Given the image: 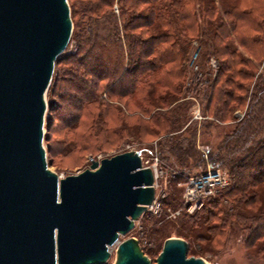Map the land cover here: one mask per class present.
<instances>
[{
  "label": "trees",
  "instance_id": "trees-1",
  "mask_svg": "<svg viewBox=\"0 0 264 264\" xmlns=\"http://www.w3.org/2000/svg\"><path fill=\"white\" fill-rule=\"evenodd\" d=\"M192 1L79 0L75 12L69 6L71 18H78L74 47L55 61L50 93H55L58 104L53 110L70 126L90 106L107 109L122 97L143 93L150 104L149 96L158 88L167 92L156 104L170 106L181 98L179 81L187 72L183 63L191 38L197 39L206 84L197 93H201L203 115L212 118L204 126L233 125L206 152L196 148L193 132L187 145L171 140L159 154L172 159V167L178 164V179L192 174L193 168L211 167L226 172L229 183L217 198L205 200L193 214L181 217L180 234L189 247L194 242L212 243L232 231L245 250L264 256V11L258 14L226 4L218 12L216 0H200L198 8ZM238 47L250 56L242 55ZM212 56L218 61L214 73L207 63ZM178 103L172 105L170 116L162 114L169 133L182 125L175 110ZM143 109L148 112V107ZM238 110H243L240 119ZM174 203L169 201L171 206ZM158 232L162 236L165 231ZM142 250L148 251L144 246Z\"/></svg>",
  "mask_w": 264,
  "mask_h": 264
},
{
  "label": "water",
  "instance_id": "water-1",
  "mask_svg": "<svg viewBox=\"0 0 264 264\" xmlns=\"http://www.w3.org/2000/svg\"><path fill=\"white\" fill-rule=\"evenodd\" d=\"M72 33L68 0H0V264H206L163 241L154 262L127 235L155 195L139 150L59 177L43 146L45 93Z\"/></svg>",
  "mask_w": 264,
  "mask_h": 264
},
{
  "label": "rangeland",
  "instance_id": "rangeland-1",
  "mask_svg": "<svg viewBox=\"0 0 264 264\" xmlns=\"http://www.w3.org/2000/svg\"><path fill=\"white\" fill-rule=\"evenodd\" d=\"M199 1L193 0L191 5L198 8ZM202 1L205 3L207 0ZM78 2L79 0H68L70 8L74 12L78 11ZM215 4L218 7V12L226 4L251 9L258 14L264 11V0H216ZM113 11L117 12L115 5ZM73 18H71V37L63 53L70 52L74 47L73 33L76 30L75 23L78 18L75 15ZM191 39L190 50L183 63L187 72L179 81L182 84V95L170 106L157 105L160 104L158 102L160 96H164V92H167L162 88H158L151 92L149 99L152 103L150 104L149 100L145 101L143 99V93L132 98L122 97L113 101V107L107 109L90 106L78 120L67 126L63 124L62 118L56 114L57 110H53L55 105L58 104L54 97L55 93H50L55 71H53L50 84L45 93L46 112L43 126V146L46 150L48 168L59 177L76 174L89 168L88 165L92 160L98 161L101 158L128 150L145 149L140 152L141 163L144 167L151 164L155 156H158V163L163 170V174L160 173L157 178L156 195L159 198V202H156L157 210L155 207L150 211L143 212L136 219L133 229L127 235L119 238V240L128 236L136 238L141 248L144 246L148 249L147 253L144 252V254L152 263L161 251L164 238L178 237L183 239L180 234L183 230H180L182 228L179 224V221L183 219L181 217L193 214L203 204L202 202L192 212L184 209L185 177L183 179H178V176L173 177L171 173L177 172L178 164L172 167L173 160L168 159L163 152L159 154V151L165 152L171 140L182 141L183 146L187 145L188 139L194 137L192 135L194 132L196 148L206 152L209 148L216 146L221 141L224 133L230 130L233 125L232 122L231 124L224 122L207 128L204 126V121L212 120V118L203 115L201 93L199 91L197 93V90L203 89L206 85L202 78L203 74L200 73V71H204L200 58L202 47L197 39H193V37ZM234 44L236 45V43ZM238 49L242 55L250 56V53L248 54L242 47H238ZM258 58L259 55H255L256 61ZM207 63L210 71L214 73L218 65L217 59L213 56L209 57ZM176 103L181 104L179 107H175V110L178 108L182 125L179 130L169 133L170 130L166 121H163L162 114L170 116L174 111L172 105ZM144 107H148V112L143 109ZM235 114L240 119L243 110H238ZM158 117L160 120H158ZM191 164L189 162V165ZM201 171L203 169L193 168L191 173L195 174ZM261 187L264 188V186ZM217 193L211 198H215ZM170 200L175 202L173 206L169 205ZM154 221H157V224H153ZM158 229H164L165 232L162 233V236ZM115 247L116 244L110 248V257L106 264H113ZM187 256L200 257L205 260L206 264H264V256L254 255V250H245L239 237L232 231L228 236L222 235L212 243H191L187 248Z\"/></svg>",
  "mask_w": 264,
  "mask_h": 264
},
{
  "label": "built area",
  "instance_id": "built-area-1",
  "mask_svg": "<svg viewBox=\"0 0 264 264\" xmlns=\"http://www.w3.org/2000/svg\"><path fill=\"white\" fill-rule=\"evenodd\" d=\"M214 66V65H212ZM158 156L153 159L151 164H148L147 167H150L153 172L154 176V189L155 195L153 201L146 205L145 211H150L156 207L157 203L159 202L158 195H156V188H157V178L159 174H163V170L160 168ZM173 177L178 176V172L171 173ZM186 190L183 195V204L184 209L188 212H192V210L198 207L202 202L206 199H210L214 196L217 192L228 185V175L226 172L220 169H214L208 167L205 171L199 172L196 174H189L184 176ZM157 210V207H156ZM154 210V211H156Z\"/></svg>",
  "mask_w": 264,
  "mask_h": 264
}]
</instances>
